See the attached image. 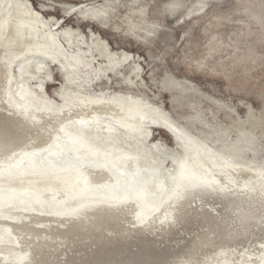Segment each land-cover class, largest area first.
Wrapping results in <instances>:
<instances>
[{
	"label": "rangeland",
	"instance_id": "374dc122",
	"mask_svg": "<svg viewBox=\"0 0 264 264\" xmlns=\"http://www.w3.org/2000/svg\"><path fill=\"white\" fill-rule=\"evenodd\" d=\"M26 1H29V6L48 23L49 30L52 27V32H57V35L62 39L66 52L65 55L63 52L59 53L61 58L65 63L71 62L80 65V73L84 78L76 79V82L68 81L67 70L61 67V63L52 58L44 57V59L43 56H39L36 60H44L45 68L43 71L33 68L36 72L32 70L34 74H28L23 66L24 61L16 60L12 56L21 47L9 49L8 53L6 50H2L3 47L2 49L0 47V61H2L0 63V115L6 114L5 117H12V113L16 114L13 111L10 112L12 108L9 109L7 105H2V95H5L3 98L9 96L12 100V96H14L18 101L24 102L21 91H24V88L28 86L33 87L31 89L36 96L35 102L40 113L47 112L48 106L59 110L68 107L70 109L77 108L81 104L78 100L80 93L90 94L94 98L99 97L105 103H108L110 98L132 95L136 99H140L138 104L131 103L133 111L134 109L141 110L140 113L146 112L147 114V133L141 138L145 145L141 146V142L139 145H133L125 135L122 145L124 144V147L130 152L140 151L142 155H145L148 160H141L142 165L159 164L160 173L156 171L155 175L158 181L159 178H162L165 182L167 192L165 194H171L176 187L175 178L179 168L178 161L181 156L185 155V146L194 145L186 144V140L181 135H173L168 128L158 122L160 121L158 115L141 105L158 108L164 115L170 117L173 126L179 131L180 127L189 130L211 149L213 158L218 164L220 163L219 158L222 160L230 159V148L241 145L243 152L238 158L239 161L243 160L252 167L264 166V0ZM5 52L9 56H6ZM108 52L115 53L118 57L125 54L129 57V61L120 60L121 62L112 67L108 62ZM76 56H80L81 60L78 61ZM78 117L79 115L77 116L75 113L63 115V117H59L60 120L57 118L52 124L56 125V122L58 124L65 122V120L76 122ZM4 118L0 117V158L6 156V153L4 154V150L7 149H4L5 146H11L13 143L14 147H8V152H10V150L16 149L15 146L19 148L23 146L24 142L31 141L34 134L32 131L30 133L29 130H24L23 127L7 128V121ZM74 128L76 129V127ZM241 130H244L248 135L241 136ZM1 132L3 133L1 134ZM65 137L60 148L53 151L47 150V148L41 149V153L37 154L39 156L34 159V163L19 169L18 174L14 176L5 173L6 166H0V173H5L0 176V179L3 180L2 178H6V176L13 178L16 176L15 178L22 182L27 181V179L28 181L41 179V181L46 182L57 179L59 176H68V173H73V171L80 173L81 176L82 173L90 172L97 167L98 162L89 159H94L90 157V152L83 150V146L75 147L73 144L75 140H70L69 136ZM53 145L52 143L51 147ZM195 151H198L197 148ZM154 165L151 168L154 169ZM129 167L136 169V162H132ZM129 167L126 166L124 169ZM217 167L218 169L212 165L211 169H214L215 173H218L225 182L227 177L232 178L231 176H234V180L246 182L248 188L264 189V185L261 184L264 175L257 177L261 179L259 182L254 179L251 172L245 174L247 176L245 179L239 178L233 170L227 173L225 177L223 173L225 170H220L219 166ZM126 178L129 180L127 176ZM99 179L103 181L105 177ZM157 179L150 185L153 187L151 190L154 197L152 203L154 204L160 198L165 197V195L161 196ZM103 182L101 186L103 189L101 188V191L96 194L106 191L114 198L115 195L112 193L115 194L116 189L112 188L108 181ZM116 183L114 182L115 185ZM104 186L108 188L105 189ZM73 187L75 186L70 184L52 190L43 188L37 192L33 191L36 196L29 199L35 201L39 199L42 206L41 211L51 214L63 207L61 203L67 200L77 204L78 190L74 191L75 188ZM24 196L28 197L22 190L6 187L3 182L0 183V218L5 213H14V209H24V207L20 208L21 202L30 204L31 201L24 202L27 200L23 199ZM201 197L203 198L201 201L208 204V207L218 206V209L224 207L217 200V196H210V199L205 194ZM251 207L258 208L256 205H251ZM134 212L138 213V210L134 209ZM152 212L154 213L153 208L150 210V213ZM221 213L225 215L224 210ZM203 214H198L197 217L193 216L190 224L184 223L183 220L182 226L178 225L177 229L166 231L165 236L156 232L155 234L152 233L149 238L147 234L145 236V233L135 231L136 229L133 230L132 227L124 230V221L121 223L119 219H110L93 211L89 214L91 217L87 215L83 218L84 221L75 224L77 227L72 222L70 224L58 222L57 226L50 223L53 230L46 231L48 234L44 232L50 239L44 238L41 239L42 241L39 239V243L36 244L35 242L32 245V247L35 246L39 249L38 253L35 251L33 264H74L77 262V259L73 258L74 254L81 257L79 259L82 260V264H126L128 261L119 257H105L106 262H95L92 260L94 255L92 258L89 256V260L82 257L81 252L89 251L97 245H110L112 242L109 241H116V239L127 248V251L144 246L146 248L154 244L160 246V242L151 241L150 238L154 237H160L157 241L162 238L161 241L165 242V244L162 243V246H169L168 249L172 250L177 241H181L180 243L183 244L182 242L191 237L192 239L200 238L201 236L196 232L198 229L199 231L215 232L216 237L212 240H217V242H208L206 240L209 237L204 238L200 242L202 244L201 249L195 251L196 253L192 252L184 258L173 256L168 261L170 264H264V259L261 258L264 253H260L257 257L253 251L254 248H250L251 246L256 247V244L259 246L261 242H263L261 245L264 246V222L260 223L255 219L248 228H245L246 220L243 219L242 222L245 225L240 224L239 228L236 227L242 237L240 236V239L235 241L233 237L238 234L225 233L226 236L229 235L228 238L221 236L222 234L218 237L217 234L223 232V229L211 218H206L209 217L208 213L203 212ZM90 220L92 221L90 222ZM230 221L233 223L232 219ZM235 221L238 224L241 223ZM87 223L90 226L87 227ZM3 225L0 223V239L5 243H11L16 237L5 232V229H2ZM72 226L76 229H72ZM261 226H263L262 229ZM181 227L182 229H180ZM38 228L30 227L28 228L29 231L25 229L26 236H33L36 234L33 229ZM78 228L81 235L76 231ZM85 228L89 229L86 230ZM92 229L93 231H91ZM85 230L86 232H83ZM72 231L73 233H71ZM44 233L42 234L44 235ZM13 237L15 238L13 239ZM223 237L225 239H222ZM51 239H54V243H50L52 242ZM26 243H29V240ZM230 244L245 250L237 253L236 259L221 258L218 254L219 258L217 256L218 250L225 247L227 250L233 249ZM86 245L88 246L86 247ZM241 245L244 246L241 247ZM39 252L43 255L41 256ZM37 257L43 258L44 261L37 259ZM68 258L69 260H66ZM171 259H174L172 263Z\"/></svg>",
	"mask_w": 264,
	"mask_h": 264
},
{
	"label": "bare ground",
	"instance_id": "6f19581e",
	"mask_svg": "<svg viewBox=\"0 0 264 264\" xmlns=\"http://www.w3.org/2000/svg\"><path fill=\"white\" fill-rule=\"evenodd\" d=\"M0 47L1 49L3 47L2 50H6L7 53L9 49L21 47L19 48L20 50H14L15 53L12 56L16 60L18 59L24 61L23 66L25 72H27L28 74H34V72H32V70H34L33 68H37V70L43 71V69L45 68L44 60L36 61L39 56H43V58H52L55 61L57 60L58 62H60V65H62L61 67L67 70L66 75L68 76V81L76 82V79H80L81 77H83L80 73V65H75L71 62L65 63V61L61 58L59 53L63 52V54L65 55L66 52V48L62 42V39L57 35V32H52V27L49 30L48 23L40 17V14L38 12L34 11L29 6V1L0 0ZM7 53L6 56H9ZM76 57L78 61L81 60L80 56ZM107 57L108 62L112 67L121 62L120 60H124L125 62L129 61V57L125 54L122 55V57H118L117 54L108 52ZM1 62L2 61H0V63ZM7 67H9V65ZM7 71L9 70L7 69ZM3 75L5 76V74ZM31 88L33 87L28 86L24 88V91H21L23 93L24 102L18 101L14 96H12L14 101L9 96H6L7 98H3V96L5 95H2L1 97L3 99L2 105H7V108H12L10 110L11 113L12 111L16 113H12V117H5L7 116L6 114L0 115V117L2 118L5 117L4 119H6L7 121V128L18 126L23 127L24 130H29L28 132L30 133H34L32 135L33 137L31 141L24 142L22 147L18 148V146H15L16 149L14 148L13 150H10V152H8V147L10 145L5 147L3 146L4 149L7 148L4 150V154L6 153V156L0 158V166H6L5 173H9L11 176L18 174L17 172L19 169L25 168L27 165L34 163V159L38 158L39 155L37 154L41 153V149L47 148V150L53 151L60 148L65 136H69L70 140H75V142L73 143L75 147L78 148L79 146H83V150L90 152V157L94 158L89 159L97 161L98 164L96 165L97 167L93 168L90 172H84L81 176L80 173L73 171V173H68V176H59V178L57 179H52L51 181L46 182L41 181V179H33L29 181L27 179V181L22 182L19 179L15 178L16 176L14 178L6 176V178H2L3 180L0 179V183L3 182L6 187L22 190L23 193L28 196H24L23 199H27L24 202L31 201L30 204L21 202L20 208L24 207V209H14V213H5L3 217L0 218V223L2 225L4 224L2 229H5V232L16 237H13V239L15 238V240L11 243H5L0 239V264H33L35 261V251H37L38 253L39 249L35 246L32 247V245L35 242L36 244L37 242L39 243V239L41 240L44 238H49L47 237L48 235H45V233H47L48 230L52 229V227H50V223H52V225H56L58 222L62 224L63 222L69 224L70 222H72V224L74 223V225L79 224L80 222L84 221L83 218L92 213V211L97 213L99 212V215L110 219H119L121 220V223L122 221H124V230L125 228L131 229L130 227H132L133 230L136 229L135 231H142V233H145V236L147 234L148 238L152 236V233L155 234L156 232H158L159 235L161 234L165 236L164 234L167 233L166 231H173L174 228L177 229L178 225H181L183 220L184 223L190 224L192 222L191 220L193 216L197 217L198 214H203V212L209 214H207L209 216L206 217L207 219L211 218L214 223H217V225H220V227L223 229V232L217 234L218 237L220 234H222L221 236H225L226 238H228L229 235L226 236L225 233H229L231 235L238 234L237 236L233 237V240L235 241H238L240 239V236L242 235L238 231V229L236 230V227L239 228L240 224L245 225L246 223L247 226L245 225V228H248V226L251 225L255 219L260 223L264 222V189H257L254 187L248 188V184L246 182H238L237 180H234V176H231L232 178H225V182L218 173H215L214 169H211L212 165L217 169V166H219L220 170H225L223 171L225 177L227 176V173L232 172L233 170L238 174L239 178L244 179L247 177L245 174L247 172H251L254 179L259 182V180L261 179H258L257 177L264 175V166L252 167L243 160L239 161L238 158L240 157L241 152H243V147L241 145L230 148V159L222 160V158H219L220 163L218 164L213 158L214 155L211 152V149H209L207 145L205 146L204 142L190 133L189 130L184 127H180L179 131L175 126H173L170 117L164 115L163 112L158 108L150 105H141L143 107H146L147 110L150 109L155 115H158V119L160 120L158 122L168 128L173 133V135H181L186 140V144H190V146L194 145L191 147H187V145L185 146V155L181 156L180 160L178 161L179 168L177 176L175 178L176 187L174 188L173 192H171V194H165L167 193L165 190V182L162 180V178H159L158 181L157 176L155 175L156 171L157 173H160L161 167L159 166V164L156 163V165H154L153 163H150L147 166L142 165L141 160L144 161L146 159L145 161H147L148 158H146L145 155H142L140 151L130 152L127 148L124 147V144L122 145V143H124V135L133 145H139L140 142L141 146L145 145V142L142 141L141 138L147 133V114L146 112L140 113L141 110L138 111L134 109L133 111V107L131 105V103L138 104L140 99H136L132 95H129L126 97H115L113 99L110 98L109 102L105 103L99 97L94 98L90 94L86 95L80 93L78 94V100L81 103L79 104V107H73L71 109L68 107L67 109L59 110L53 108L52 106H48V109H46L49 112L44 111L40 113V110L36 106L37 103L35 102L36 96L33 94L34 91ZM73 113L77 114V116L79 115L76 122H72L71 120L67 122L65 120V122L63 121L58 124L56 122V125L52 124V122L57 118L59 119L60 116L63 117V115L65 116ZM67 118L69 119V117ZM74 127H76V129ZM2 128L4 129V127ZM2 133L3 132H1V134ZM240 134L241 136L248 135L244 130H241ZM17 135H19V133H17ZM52 143L54 144L53 147H51ZM12 146L13 143H11L10 147L12 148ZM196 148L198 151H195ZM1 159L3 160L1 161ZM132 162H136V169H130L129 166L132 164ZM229 162L230 164H227ZM153 165L154 169L151 168V166ZM126 166L129 168L124 169ZM148 172H150L149 175ZM5 173H0V176ZM122 173H125V175H123ZM126 176L129 178V180H127ZM100 177L102 179L105 177L103 181H108L109 183H111L110 186L116 189V193H112V195H115L114 198L106 191L101 194H96L101 191L102 183H104L103 181H100ZM156 179L159 183L158 187H160L159 191L161 193V196L165 195V197L160 198V200H158V202L154 204L152 203L154 197L151 190V188L153 187H151L150 185L154 183V180ZM114 182H117L116 185L114 184ZM70 184L75 186L73 187L75 188L73 189L74 191L78 190V202L77 204L71 202L70 200L62 202L61 205L63 207L57 209V212L54 211L51 214L42 212L40 200L37 199L38 201H35L34 199H29L31 197H35L36 194L34 192H37L40 189L47 188L49 190H52L60 187H66ZM261 184L264 185V180L261 181ZM104 188L106 189L108 187L104 186ZM205 194H207L209 198L210 196H217V200L221 204H223L224 207H222L221 209H218V206H213V208L208 207V204L201 201L203 199L201 196ZM132 198L134 199V201H132ZM251 205H256L258 208H253L251 207ZM152 208L154 210V213L152 212L153 214L150 213V210ZM134 209L138 210V213L134 212ZM222 210L225 211V215L221 213ZM129 216L131 217V219H129ZM231 219L233 220V223L230 221ZM243 219L246 220L245 223L242 222ZM235 220L241 223L238 224ZM91 221L92 220H90V222ZM142 221L145 223H143ZM88 224L89 223H87V227L90 226ZM30 227L39 228L33 229L35 230L34 232L36 234H33V236L28 235V238V236H26L25 234V231ZM262 227L263 226H261V229ZM74 228L75 227H73L72 229ZM93 229L91 231H93ZM180 229H182V227ZM86 230L83 232H86ZM76 231H78L79 234V228ZM178 231L180 230L178 229ZM54 232L56 233V230ZM196 232H198L197 234L202 237H200L201 239L199 237V239H192L191 237L185 242H182L183 244L180 243L181 241H177L176 245H174V247L177 249L174 248L172 250L168 249L169 246H162V243L165 244L164 241H161L162 238L160 239V241H157L160 237H154L150 238L151 241L160 242V246L154 244L153 246H148L146 248L144 246L143 248H136L135 250L127 251V248L116 239V241H109L112 242L110 245L102 244V246L95 243L97 245L95 248L93 247L89 251L85 250L83 251V253L81 252V254L84 255H82V257L88 259L89 256H91L92 258V256L94 255L92 260L100 263L106 262V259H104L105 257H119L128 261V264H170V262L168 261L171 257L173 258V256L184 258L190 255L192 252H197L198 249H201L202 244L200 242L204 240V238L206 239L209 237V239L206 240L208 242H217V240H212L216 237L215 232L209 230L199 231V229ZM42 233H44V235ZM71 233H73V231ZM67 234L69 235V233ZM68 235L66 236L68 237ZM75 236L77 235L75 234ZM195 237H197V235H195ZM225 237H223L222 239H225ZM150 239L148 240L150 241ZM28 240L29 243H26ZM51 240L52 242L50 243H54V239ZM262 243L263 242H261V244ZM47 244L49 243L47 242ZM261 244L259 246H257L256 244V247H250L252 249L254 248L253 251L255 252V255L257 257H259L260 253H264V246H262ZM36 246L38 247V245ZM87 246L88 245H86V247ZM234 246H232L231 248L233 249L230 250H227V248L224 246V249L218 250L217 256L219 254L221 258L236 259L237 253L242 252L245 249H240V247ZM242 246L244 245H241V247ZM39 253L41 255V252ZM4 254H6L7 256H5ZM73 256V258H76V261L78 262H75L74 264H82V260L79 259L81 257H77V255L75 254ZM40 257H37V259L43 260V258ZM214 257L216 258V255ZM261 258L264 259V256L261 255ZM118 259L117 261H119ZM66 260H69V258ZM121 261L123 260L121 259ZM172 261H174V259H171V263Z\"/></svg>",
	"mask_w": 264,
	"mask_h": 264
}]
</instances>
